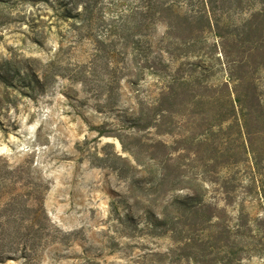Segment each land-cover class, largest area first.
<instances>
[{"label":"rangeland","instance_id":"rangeland-1","mask_svg":"<svg viewBox=\"0 0 264 264\" xmlns=\"http://www.w3.org/2000/svg\"><path fill=\"white\" fill-rule=\"evenodd\" d=\"M61 1L0 0V258L9 257L0 264L23 262L17 257L31 244L29 228L36 222L50 223L56 231L45 237L30 264H192L194 251L150 226L153 217L137 209L128 191L131 177L120 178L115 170L122 164L115 155L127 154L116 138L100 132L136 135L146 145L172 144L176 136L136 125L137 99L151 102L176 70L214 86L225 81V59L213 47L220 40L213 32H198L184 53L174 39L182 33H168L159 23L148 40L124 47L118 26L131 20L125 15L138 0H99L91 31L80 18H65ZM167 2L182 14L200 7L198 0ZM68 8L71 15L81 10ZM246 16L231 12L222 21L238 23ZM95 38L106 42L98 46ZM167 45L181 58L164 54L158 75L146 68L132 75L144 57ZM257 77L264 101V70ZM187 129L175 124L177 133L188 135ZM229 142L235 153L240 140ZM255 146L264 148V134ZM211 153L208 146L199 157L209 159ZM233 157L243 159L241 153ZM193 159L184 161L186 171L208 180L204 199L216 207L212 231L217 224L229 225V239L237 245L233 264H264V160L254 169L250 159ZM134 177L144 184L148 176ZM186 193L168 195L152 214ZM37 202L43 212L38 219L31 215ZM199 258L209 264L210 256Z\"/></svg>","mask_w":264,"mask_h":264},{"label":"trees","instance_id":"trees-1","mask_svg":"<svg viewBox=\"0 0 264 264\" xmlns=\"http://www.w3.org/2000/svg\"><path fill=\"white\" fill-rule=\"evenodd\" d=\"M198 1L200 7L197 11L182 14L176 10L173 2L167 0H138L137 6L130 8V13L125 15L131 20L118 26V40L122 41L124 47L125 42L136 46L142 39L148 40L150 32L161 23L168 33H182L183 37L174 36V39L183 45L180 50L185 53L198 32H213L220 40L213 47L219 49L225 59L226 80L214 86L202 83L197 76H183L176 70L151 102L137 99L136 125L142 122V127L153 128L157 135L176 136L172 144L153 140L146 145L140 143L136 135H123L116 130L100 134L116 138L122 151L127 154L125 157L115 155V159L122 163L115 170L120 178L131 177L128 189L130 197L134 199L137 209L153 217L149 221L150 226L161 228V234H168L176 244H181L182 249L194 251V257H190L192 264L205 263L200 260V255L210 256V259H206L209 264H233L232 255L237 245L229 239L232 233L229 225L217 224L216 230L212 231V218L215 216L212 210L216 207L204 199L208 180L197 173H188L184 161L191 157L207 162H216L224 157L226 163L250 159L252 167L257 169L264 160V148L255 146V139L264 134V101L257 77L264 70V0ZM99 2L62 0L60 5L65 8V18H80L82 27L91 31L100 12ZM68 5L76 9L80 7L81 10L71 15ZM231 12L245 13L247 16L238 23L222 21L223 16H229ZM112 30H109L110 35L116 36ZM92 41L98 46L106 42L98 38ZM174 50L169 45L158 48L152 57H144L142 68H134L132 75L138 77L140 73L144 74L145 68L151 74L158 75L162 72L158 66L164 54L171 59L181 58ZM136 82L135 79L129 80L132 86ZM177 122L181 128H189L188 135L175 131ZM231 138L240 140L235 153L229 147ZM208 146L212 153L209 159H202L199 155ZM236 152L241 153L243 159H233ZM207 162L203 164L204 167ZM137 173L148 176L144 184L135 180ZM183 190L187 192L184 197L174 198L159 214H152V209L161 206L168 195ZM36 206L31 209V215L38 219L43 213L42 205L37 202ZM240 226L238 223L236 230ZM29 230L32 233L31 244L23 247L21 255L17 257L23 261L21 264H30L36 259L39 245L56 228L50 223L36 222ZM8 258L1 257L0 262Z\"/></svg>","mask_w":264,"mask_h":264}]
</instances>
